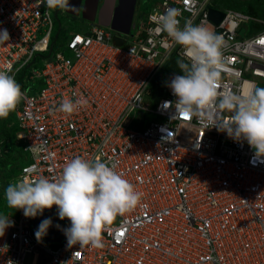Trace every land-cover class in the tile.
I'll return each instance as SVG.
<instances>
[{
  "label": "built area",
  "instance_id": "2783aa9c",
  "mask_svg": "<svg viewBox=\"0 0 264 264\" xmlns=\"http://www.w3.org/2000/svg\"><path fill=\"white\" fill-rule=\"evenodd\" d=\"M168 8L179 10L180 26L202 24L222 36L221 90L237 91L246 81L264 87V19L212 0L152 1L127 34L85 19L87 29L69 33L32 73L26 67L53 37L55 8L0 0V28L9 34L0 43V70L11 68L23 94L12 115L27 155L13 181L55 180L80 156L104 161L140 194L103 226L102 247H67L65 236L38 243L30 218L8 212L13 226L0 237L7 245L0 264H264V160L176 109L167 84L181 72L167 66L187 60L155 30ZM210 8L222 13L218 22ZM81 98L87 104L72 113L56 110L63 99Z\"/></svg>",
  "mask_w": 264,
  "mask_h": 264
},
{
  "label": "clouds",
  "instance_id": "9594fccd",
  "mask_svg": "<svg viewBox=\"0 0 264 264\" xmlns=\"http://www.w3.org/2000/svg\"><path fill=\"white\" fill-rule=\"evenodd\" d=\"M43 2L49 8L69 7L68 0ZM99 7L97 5L96 13ZM96 13L91 22L97 23ZM178 15V9H166L156 19L155 29L166 33L174 44L181 46L187 60L177 61L181 73L174 74L167 84L175 96L176 109L202 117L200 123L204 129L215 128L235 143H246L257 160H264V87L257 86L254 81H246L237 91L228 88L221 90L222 36L202 24L185 22L180 26ZM55 33L56 28L48 51L38 54L36 60L44 58L56 48L59 37ZM8 40L7 29L0 28V43ZM22 95L11 68L0 70V119L15 110ZM85 104L87 100L83 98L76 101L63 99L56 110L72 113L77 106ZM225 111L230 114L227 120L223 118ZM3 195L6 205L21 210L25 218L37 217L55 205L56 216L69 222L62 229L60 225H55L63 232L67 247H102L103 226L112 221L117 213L133 208L140 196L126 178L104 161L80 156L66 162L55 180L41 176L34 180L13 181L6 185ZM9 217L0 214V237H3L6 228L13 226ZM50 226L52 219L46 217L33 230L38 243L45 240L43 237ZM3 247L7 248V245L0 246ZM7 264L14 262L7 260Z\"/></svg>",
  "mask_w": 264,
  "mask_h": 264
},
{
  "label": "water",
  "instance_id": "95a60500",
  "mask_svg": "<svg viewBox=\"0 0 264 264\" xmlns=\"http://www.w3.org/2000/svg\"><path fill=\"white\" fill-rule=\"evenodd\" d=\"M81 2L83 4H81ZM135 3L136 0H102L96 13L98 0H77L76 4H72L71 0H68L69 7L65 9V11L75 15L81 8V16L90 21H93L96 13L97 15L95 18L98 24L108 26L116 32L127 34L132 25ZM221 16L222 13L220 11L214 8L209 9V17L214 22H218ZM112 39L116 44H122L124 41L119 35H113ZM46 217H51L52 226L48 228L47 235L43 238L48 242L57 243L64 235L55 225H60L62 229L64 224L55 214V205H53L51 209H45L41 215L30 218L31 228L35 231L40 221Z\"/></svg>",
  "mask_w": 264,
  "mask_h": 264
},
{
  "label": "rangeland",
  "instance_id": "374dc122",
  "mask_svg": "<svg viewBox=\"0 0 264 264\" xmlns=\"http://www.w3.org/2000/svg\"><path fill=\"white\" fill-rule=\"evenodd\" d=\"M152 1H155V0H141L140 5L138 6V10H136V13L133 17V21H135L138 13L139 14L141 12L145 13V12H147V10L150 9V7L152 5ZM81 4H83V3L81 2ZM79 11H81V8L79 9ZM52 18H53L54 26L56 28L55 35H56V37H59L56 44H58L62 40V38L67 36V34H69V33L84 32L87 29V21L81 16L80 12L77 15H73V14L65 13L64 9H54V11L52 13ZM59 26H60V29H59ZM59 33H60V36H59ZM41 64H42V59L39 58L31 66L29 65L30 67L29 66L26 67V72L32 73V69L33 68H39L41 66ZM31 81L32 80L29 79V81H27V82H31ZM37 86L38 85H36L35 88ZM14 120H15L14 117H12V118L10 117L7 120L10 136L4 137V136L0 135V155H4L2 151L4 149L5 150L8 149V147L5 144L6 143L9 144V142H10L11 145H13V147L16 148V151H11V152L7 153L5 155L4 159L5 160L7 159L6 161L8 163H9V160L11 161L13 159H16V160H18V162L20 164L21 161L19 160V154L17 153V150L21 151V154H22L21 156L24 159H26L27 152H25L23 150V148L21 146H19V142H17L15 139L14 132H15L16 128H15V125L13 124ZM13 174H14V172H13L12 168H9L6 171L5 175L3 174V171L0 170V214H2V215H6L8 212H10V210L12 211L13 214L19 213V210L9 208L6 205V201H5L4 195H3L4 188L6 187V185L9 183H13V180L15 178L13 176Z\"/></svg>",
  "mask_w": 264,
  "mask_h": 264
},
{
  "label": "trees",
  "instance_id": "16d2710c",
  "mask_svg": "<svg viewBox=\"0 0 264 264\" xmlns=\"http://www.w3.org/2000/svg\"><path fill=\"white\" fill-rule=\"evenodd\" d=\"M230 1V2H229ZM226 2V3H225ZM234 2V3H233ZM212 3L217 7H225V8H233L239 11H242L244 13H247L251 16H254L256 18H263L264 19V0H212ZM252 27L255 25H259L258 23L252 22ZM170 70H173L175 72H181V69L177 66V64H170L167 66ZM12 118V112L9 113V115L4 118L0 119V135L4 137L10 136L7 120L9 118ZM7 128H5V127ZM8 149H4L2 152L4 155H0V170L3 171V174L5 175L6 171L9 168L13 169V176L15 177L17 174V171L19 169V162L16 159L9 160V163L4 159L5 155L11 151H16V148L11 145L9 142L5 144ZM17 153L19 154V160L22 162L23 157L21 156V151L17 150ZM25 160V159H24ZM2 173V172H1Z\"/></svg>",
  "mask_w": 264,
  "mask_h": 264
},
{
  "label": "flooded vegetation",
  "instance_id": "af4514ba",
  "mask_svg": "<svg viewBox=\"0 0 264 264\" xmlns=\"http://www.w3.org/2000/svg\"><path fill=\"white\" fill-rule=\"evenodd\" d=\"M77 0H71L72 4H76ZM141 0H136L135 3V12L136 10H138V6L140 5ZM102 3V0H98V6H100V4Z\"/></svg>",
  "mask_w": 264,
  "mask_h": 264
}]
</instances>
